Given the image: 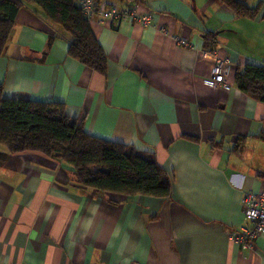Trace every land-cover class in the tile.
<instances>
[{"label": "crops", "instance_id": "crops-1", "mask_svg": "<svg viewBox=\"0 0 264 264\" xmlns=\"http://www.w3.org/2000/svg\"><path fill=\"white\" fill-rule=\"evenodd\" d=\"M96 1L142 4L152 20L93 15L106 56L99 74L68 54L60 25L24 3L0 55L4 96L62 102L89 134L154 153L172 194L97 192L62 160L1 155L0 264H264V236L252 250L230 238L243 194L264 190V102L235 82L247 64L264 66V0H241L257 5L251 17L220 0ZM216 55L230 60L229 89L212 81Z\"/></svg>", "mask_w": 264, "mask_h": 264}, {"label": "trees", "instance_id": "trees-1", "mask_svg": "<svg viewBox=\"0 0 264 264\" xmlns=\"http://www.w3.org/2000/svg\"><path fill=\"white\" fill-rule=\"evenodd\" d=\"M237 16H254L258 7L241 0H220ZM26 2L38 5L68 37V54L94 72H106V56L77 0H0V55L4 53L15 17ZM212 49L215 36H204ZM237 86L264 102V66L247 64L235 72ZM1 155L37 152L62 160L74 170L75 180L97 192L169 198L172 180L154 153L133 145L89 134L83 121L69 117L59 101L7 98L0 83Z\"/></svg>", "mask_w": 264, "mask_h": 264}, {"label": "built area", "instance_id": "built-area-1", "mask_svg": "<svg viewBox=\"0 0 264 264\" xmlns=\"http://www.w3.org/2000/svg\"><path fill=\"white\" fill-rule=\"evenodd\" d=\"M81 12L90 20L95 13L116 22L128 20L148 25L152 20V13L139 3H134L128 8L119 9L114 5H100L96 0H78ZM181 45H187L185 40H179ZM230 69V60L227 57L216 55L213 65L212 81L224 89L230 88L226 74ZM243 224L235 229L230 238L240 244L242 249L252 250L255 239L264 236V190L259 192L246 191L242 196Z\"/></svg>", "mask_w": 264, "mask_h": 264}]
</instances>
